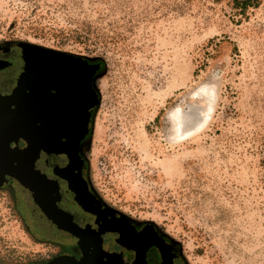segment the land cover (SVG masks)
Returning <instances> with one entry per match:
<instances>
[{"label":"rangeland","instance_id":"rangeland-1","mask_svg":"<svg viewBox=\"0 0 264 264\" xmlns=\"http://www.w3.org/2000/svg\"><path fill=\"white\" fill-rule=\"evenodd\" d=\"M8 43L101 65L80 151L109 207L186 264H264V0H0ZM17 200L0 264L57 251Z\"/></svg>","mask_w":264,"mask_h":264},{"label":"flooded vegetation","instance_id":"flooded-vegetation-1","mask_svg":"<svg viewBox=\"0 0 264 264\" xmlns=\"http://www.w3.org/2000/svg\"><path fill=\"white\" fill-rule=\"evenodd\" d=\"M34 51L18 43L0 45V94H7L16 86L25 61ZM34 58L39 79L38 97L35 95V98L47 124L45 133L64 136L67 139L64 149L69 153L70 145L86 121L87 134L79 143V163H69L67 154L52 152H40L35 162V175L44 182V193L47 198L51 194L57 202L56 209L51 205L46 207L47 215L31 206L29 209L34 218L31 217L27 228L36 239L53 245L57 251L30 264L47 263L60 256L77 261L90 258L93 264H186L174 243L154 227L131 221L109 207L88 179L80 148L90 133L97 106L93 82L101 65L72 57L38 54ZM51 65H58L57 71H47L45 67ZM47 87L53 90L51 94L45 93ZM12 146L23 149L27 144L20 139ZM6 179L0 189L8 190L22 205L24 196L29 205L28 193L18 180L9 176ZM19 209L24 210V207L19 205Z\"/></svg>","mask_w":264,"mask_h":264},{"label":"water","instance_id":"water-1","mask_svg":"<svg viewBox=\"0 0 264 264\" xmlns=\"http://www.w3.org/2000/svg\"><path fill=\"white\" fill-rule=\"evenodd\" d=\"M35 50L36 51L30 54L28 60L25 61V65L18 76L16 86L11 92L0 94V188L7 181V176L14 177L18 180L20 185L25 188L28 193L29 205L26 204L27 201L24 196H22L24 206L21 204L20 200L18 204L20 202L19 205L24 207L22 211L29 214V221H31V217H33L29 209L31 206L35 210L43 214L45 213L46 215L48 212L46 207L49 205L56 209L57 200L51 198V194L49 198H47V194L43 191L44 182L35 175L36 170L34 166L36 160L39 158L40 152H44V154H49L51 152L54 154H67L70 161L69 163H76L79 160L77 154L79 143L87 134L86 121L79 136L75 139L74 143L70 145L71 152L69 153L64 149V145L67 142L64 136L61 134L54 136L45 133L47 124L40 115V104L36 103L35 98V95L38 97L37 86L39 84V79H37L38 74L35 73L34 56L38 54L57 58L72 56L46 52L36 48ZM52 91L51 88H45V93L51 94ZM93 105L94 103L89 107ZM44 124L45 126H43ZM20 139H24L27 146L23 149L13 147L12 144H17ZM93 263L94 262L90 258H83L77 261L69 256H60L43 264Z\"/></svg>","mask_w":264,"mask_h":264},{"label":"bare ground","instance_id":"bare-ground-1","mask_svg":"<svg viewBox=\"0 0 264 264\" xmlns=\"http://www.w3.org/2000/svg\"><path fill=\"white\" fill-rule=\"evenodd\" d=\"M59 66L58 65H51V66H49V67H45V68H48V70L47 71H54V69H55V71H57V68H58ZM35 68V67H34ZM55 74H57V72H54ZM195 111H193V113H194ZM195 114V113H194ZM191 116H192V113L190 114ZM189 115V116H190ZM188 119L192 122V120H191V117H188Z\"/></svg>","mask_w":264,"mask_h":264}]
</instances>
